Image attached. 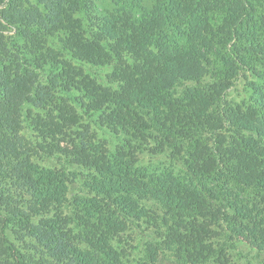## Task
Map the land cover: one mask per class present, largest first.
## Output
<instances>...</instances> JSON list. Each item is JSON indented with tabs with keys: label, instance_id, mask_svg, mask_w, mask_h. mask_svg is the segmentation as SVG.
<instances>
[{
	"label": "trees",
	"instance_id": "1",
	"mask_svg": "<svg viewBox=\"0 0 264 264\" xmlns=\"http://www.w3.org/2000/svg\"><path fill=\"white\" fill-rule=\"evenodd\" d=\"M155 2L106 16L104 44L84 34L85 0H0V264H126L113 241L127 221L152 216L143 200L163 208L164 245L182 264H227L225 237L264 249V90L260 106L229 99L242 74L263 78L264 0ZM56 35L62 51L49 44ZM115 60L116 88L73 63L102 69ZM26 105L38 110L28 111L37 143L21 136ZM85 117L124 134L123 147L110 151ZM40 149L84 169L89 190L75 217L59 212L41 230L42 258L10 238L22 218L3 192L7 178L20 179L42 211L63 206L70 174L36 164ZM148 150L185 154L186 173L141 168L137 154ZM217 221L232 235L213 230Z\"/></svg>",
	"mask_w": 264,
	"mask_h": 264
},
{
	"label": "rangeland",
	"instance_id": "2",
	"mask_svg": "<svg viewBox=\"0 0 264 264\" xmlns=\"http://www.w3.org/2000/svg\"><path fill=\"white\" fill-rule=\"evenodd\" d=\"M86 7L78 15L81 19L84 34L88 38H95L99 36L104 44H110L109 37L101 34V30L105 29L104 19L105 17L115 10L120 8L130 10H138V3H141L147 10H153L156 5L155 0H85ZM127 3L130 6H127ZM63 36L56 35L50 41V46L56 50H64ZM261 57V56H260ZM66 59H70L69 54H65ZM129 59V56H126ZM262 58V57H261ZM131 61V59H129ZM132 62V61H131ZM75 65L82 67L87 72H91L97 81L108 87L116 88L118 87L117 82L112 84L109 75L114 70V67L118 66V60L113 61L110 66H105L102 69L93 68L89 65L83 64L79 61L73 62ZM257 69L263 75V78L252 76L250 73L241 75L234 84V87L230 91V100L235 103L244 104H257L258 96L260 92L258 89L264 90V61L258 64ZM260 76V75H259ZM207 77L206 80L209 79ZM205 80V81H206ZM257 91H255V90ZM256 93V95H255ZM33 105H26L24 109V123L21 136L27 139L28 142H39L37 133H35L31 121L28 119V111L32 110L37 112L36 108H32ZM80 113L81 110L78 108ZM97 114L93 116L94 120H97ZM85 122H89L92 129L98 135L97 138L104 140L106 147L110 151H114L116 148L123 147V142L126 141L124 134H113L108 133L103 129H98L97 125H93L92 119L85 117ZM35 125V124H33ZM31 147V146H29ZM30 150H33L31 147ZM33 161L44 167V168H56L60 169L64 174H70L68 183V194L66 202H64L62 207L59 208H49L48 210L42 211L36 201V193L29 188V185L23 180H11L7 178L3 184V192L5 198L10 204V209L16 214H21V216H16V220L22 218L21 224L12 226L10 229L9 236L13 241L20 246H23L26 253H28V248L34 256L42 258L39 250H44L42 245L38 246L40 239L41 230L46 229L47 226L55 227L54 217L57 213L61 212L62 216L75 217L80 210H76L75 202L79 198L87 196L89 190L85 185L86 177L88 174L84 169H79L71 164L69 158L59 154V153H49L44 150H34ZM137 157L139 159L138 165L141 168L147 170H157V171H167L173 170L176 174H185L186 168L184 166L185 154L179 156V158H172L171 151L165 153H154L151 151L138 153ZM147 210H150L154 217L148 219H143L140 221H127L126 230L118 235L114 241L113 245L116 246L120 251L123 252L124 262L126 264H182L178 262L172 253L164 245L163 232L166 230L163 228L162 218H163V208L158 204L150 201L143 200L141 202ZM135 220V219H134ZM30 225L28 227L27 225ZM76 229L77 222L74 221L73 225ZM213 230L219 232V234L225 237L226 231L232 235L231 231L227 228L226 224L222 221H217L213 225ZM31 233V235H30ZM28 234V235H27ZM234 238V237H233ZM223 242L227 243V264H264V249H259V246L250 243L249 241L239 240L234 238L232 241L225 237ZM157 243V244H156ZM149 244H156L160 248L157 262H152L148 255ZM84 248V246H82ZM36 249V251L34 250ZM44 257L49 260H54L53 257L49 256L48 252L44 251ZM60 264H76L71 259H64L60 261ZM207 264H217L213 261Z\"/></svg>",
	"mask_w": 264,
	"mask_h": 264
}]
</instances>
